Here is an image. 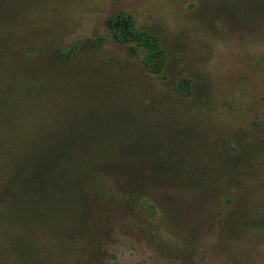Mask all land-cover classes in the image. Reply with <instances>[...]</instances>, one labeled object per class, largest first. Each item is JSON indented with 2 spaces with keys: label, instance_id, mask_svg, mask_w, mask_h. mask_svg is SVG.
I'll list each match as a JSON object with an SVG mask.
<instances>
[{
  "label": "rangeland",
  "instance_id": "rangeland-1",
  "mask_svg": "<svg viewBox=\"0 0 264 264\" xmlns=\"http://www.w3.org/2000/svg\"><path fill=\"white\" fill-rule=\"evenodd\" d=\"M0 264H264V0H0Z\"/></svg>",
  "mask_w": 264,
  "mask_h": 264
},
{
  "label": "trees",
  "instance_id": "trees-1",
  "mask_svg": "<svg viewBox=\"0 0 264 264\" xmlns=\"http://www.w3.org/2000/svg\"><path fill=\"white\" fill-rule=\"evenodd\" d=\"M109 22H110V26L112 27L114 36L118 42L133 43L135 47H140L143 50H146L145 60H144L146 69L149 72H155L156 65L159 63L161 64L163 61V57L161 56V53L163 52V48L161 47L159 41L149 33L135 31L127 16L124 15L112 16L110 17ZM186 88H187L186 82L182 79H180L175 84V89L177 93H179L180 95H185ZM59 152L60 155L54 156L52 163L57 164L58 167L60 166L61 167L59 169H56L55 172H53L52 179L62 178L63 175L60 172L63 173L64 172L63 169L67 167H72L68 179H70L71 177L76 178L77 174H79L80 167L74 164V160L72 159V152L70 151V149H65L64 147L60 148ZM59 152H56V154H58ZM38 174L39 176L37 180L40 179L42 181H43V177L47 178L50 176L49 174L44 175V171H40ZM77 180L79 179L77 178L71 182L53 188L57 191L56 193L61 197V202L64 209L66 207L69 208V203L67 201L68 198L74 197L71 190H74L72 185ZM21 182L22 183L16 184L15 188H17L21 192L24 191L27 192L30 188L31 183L24 180ZM12 188H13V184H12ZM10 198L12 201L13 200L15 201L13 202V206L15 207L14 209L15 212L27 216H29L32 213V211L34 212V214L37 213V210L34 209L36 207V204L38 203L37 201H33V200L30 201V199L28 198L23 200L22 196L20 197L16 196Z\"/></svg>",
  "mask_w": 264,
  "mask_h": 264
}]
</instances>
